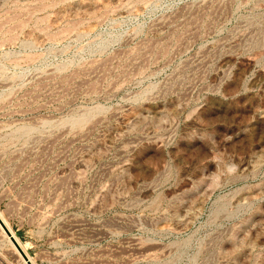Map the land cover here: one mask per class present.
I'll list each match as a JSON object with an SVG mask.
<instances>
[{"label": "rangeland", "instance_id": "rangeland-1", "mask_svg": "<svg viewBox=\"0 0 264 264\" xmlns=\"http://www.w3.org/2000/svg\"><path fill=\"white\" fill-rule=\"evenodd\" d=\"M0 216L33 264H264V0H0Z\"/></svg>", "mask_w": 264, "mask_h": 264}, {"label": "water", "instance_id": "water-1", "mask_svg": "<svg viewBox=\"0 0 264 264\" xmlns=\"http://www.w3.org/2000/svg\"><path fill=\"white\" fill-rule=\"evenodd\" d=\"M0 227L2 228L4 233L6 234L8 240L10 241V243L13 245V247L16 249L18 254L24 260V262H26V264H32V262L29 260L28 256L24 252L23 248L21 247L20 243L18 242L16 237L12 234L10 229L6 226V224L4 223V221L2 220L1 217H0Z\"/></svg>", "mask_w": 264, "mask_h": 264}, {"label": "bare ground", "instance_id": "bare-ground-1", "mask_svg": "<svg viewBox=\"0 0 264 264\" xmlns=\"http://www.w3.org/2000/svg\"><path fill=\"white\" fill-rule=\"evenodd\" d=\"M5 221V220H4ZM7 226V225H6ZM8 227V226H7ZM2 229V228H1ZM4 232V231H3ZM6 235V234H5ZM19 242V241H18ZM20 243V242H19ZM20 245H21V243H20ZM21 247H22V245H21ZM24 248V247H23ZM27 255V254H26ZM29 258V257H28ZM23 260V259H22ZM29 260H30V258H29ZM24 261V260H23ZM31 261V260H30ZM25 264H26V262H25ZM33 264V263H32Z\"/></svg>", "mask_w": 264, "mask_h": 264}, {"label": "crops", "instance_id": "crops-1", "mask_svg": "<svg viewBox=\"0 0 264 264\" xmlns=\"http://www.w3.org/2000/svg\"><path fill=\"white\" fill-rule=\"evenodd\" d=\"M1 217V216H0ZM2 218V217H1ZM3 220V219H2ZM4 221V220H3ZM5 223V222H4ZM6 224V223H5Z\"/></svg>", "mask_w": 264, "mask_h": 264}]
</instances>
